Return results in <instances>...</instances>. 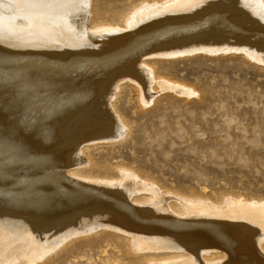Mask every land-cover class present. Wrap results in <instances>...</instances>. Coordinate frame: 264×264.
<instances>
[{"label": "bare ground", "instance_id": "6f19581e", "mask_svg": "<svg viewBox=\"0 0 264 264\" xmlns=\"http://www.w3.org/2000/svg\"><path fill=\"white\" fill-rule=\"evenodd\" d=\"M33 2L41 5L37 9L42 10V14L31 19L28 16L30 10L25 11L21 16L25 21L19 26L15 25L18 22L12 16H0V152L20 155L25 159L24 165H35L32 157L36 152L42 154L38 153L43 160L58 161L61 165L56 171L59 188L52 183L49 187L56 192L46 195L54 200L60 198L57 195L61 192L68 191L71 193V197H67L69 201L78 203L69 204L72 208L65 209L69 212L66 215L56 213L47 216L52 211L38 206L41 196L29 191L33 187H41V182L32 184L27 180L25 185L10 181L19 177L18 169L22 164L9 165L0 155L3 165L0 174L3 173L9 183L0 186V196L7 199L0 197V264H23L30 257L42 258L47 246L65 234L102 222L117 223L120 229L128 228L136 237L146 236L160 241V247L154 248L158 249L156 252L177 249L170 254L177 261L166 264H264V256L258 247L261 243L259 238L264 240V216L260 215L261 207L257 204L242 206L244 211L237 213L239 217L235 218L212 216L190 205L188 208L184 206L182 211L179 204L175 206L164 200L144 206L140 205V199L145 201L147 198L138 193L143 186L141 181L126 186L123 183L96 187L94 183L92 187V182L80 180L79 168L67 167L74 165L76 154L87 160L85 152L91 146L84 148L83 145L81 151L74 150L84 136L117 133L121 127L125 132V126L115 120L111 106L107 104L109 96L106 93L116 82L115 76L117 79L118 75H133L141 70L148 72L140 66L142 57L148 52L175 57L204 47L217 53L227 48L235 50V46H246L248 54L259 53L264 58L262 7H257L254 0H179L178 5L167 4L170 7L164 13L155 18L152 14L151 19L150 16L144 19L133 31L114 38L102 53V50L95 53L90 51L85 41L75 39L77 33L68 23H61L59 18L53 23L47 22L48 12L63 14L69 8L65 6L67 0H0V8L6 10L23 4L31 9L35 7ZM138 22L136 20L135 23ZM252 29L256 37L248 32ZM199 46L202 48H195ZM55 60H59L58 65L51 68ZM61 65L70 69L75 66L79 70L61 68ZM90 89L99 90L104 96L98 100H82ZM60 141H64L62 146H73L71 151L53 154V147L61 144ZM65 167L67 171L62 176ZM72 182L80 183L82 189L75 188L78 184L72 186ZM23 198L28 203L36 201V204L25 205ZM100 199L108 205L97 207L95 202ZM171 210L187 215L177 217ZM27 221L29 223L25 227L23 223ZM148 255L152 257L154 254L148 252Z\"/></svg>", "mask_w": 264, "mask_h": 264}, {"label": "rangeland", "instance_id": "374dc122", "mask_svg": "<svg viewBox=\"0 0 264 264\" xmlns=\"http://www.w3.org/2000/svg\"><path fill=\"white\" fill-rule=\"evenodd\" d=\"M254 1L257 7L260 5L262 8H259L264 10V0ZM180 2L67 0L65 6L69 8L63 9V14L48 12L46 19L48 23H53L56 18L61 23H68L77 33L75 39L85 41L90 51L97 53L102 50V53L120 34L133 31L144 19H149V16L151 19L152 14L155 18L168 10L169 5ZM20 5L6 10L0 8V16H12L18 22L15 25L19 26L25 21L24 16L21 18L25 11L30 10L28 16L31 19L42 14V10L37 9L41 6L38 3L31 9ZM141 9L149 10L141 12ZM136 20L139 22L135 23ZM145 25L148 26V23ZM253 30L248 32L256 37ZM235 47V50L227 48L215 53L199 46L195 48L202 49L195 50L197 52H185L175 57L148 52L142 57L140 66L151 75L142 70L134 73V76L117 74L119 77L115 79V76L113 89L107 90V104L111 106L115 120L125 126V132L121 131V127L117 133L84 136L74 150L81 151L83 145L84 148L91 146L85 152L87 160L76 154L73 160L75 166L70 164L67 167L79 168L80 180L92 182V187L94 183L96 187L103 184L126 186L141 181L144 187H139L141 191L137 192L139 196L147 198L145 201L144 198L140 199V205L144 206L164 200L175 206L179 204L182 211L184 206L188 208L190 205L212 216L235 218L239 215L237 213L244 211L242 206L257 204L261 207L260 215L264 216V58L259 53L249 51L248 54L244 48L246 46ZM58 61H53L51 68L57 67ZM60 67L70 69L63 65ZM71 69L79 70L75 66ZM84 94L82 100H98L103 95L93 89ZM60 142L53 147V154L62 155L71 151L73 146H62L64 141ZM36 153L32 157L35 165H24L25 159L20 155H6L5 152H0V155L9 165L22 164L19 169L24 172L18 169L19 177L10 181L41 182V187H33L29 191L41 196L38 206L52 211L47 216L56 213L66 215L69 212L65 209L72 208L69 204L78 203L69 201L67 197H71V193L61 192V195H57L60 198H56V203H53L56 199L52 200L46 195L54 194L51 191L55 190L49 186L54 184L55 187L56 183L59 188L56 171L61 165L54 159L52 162L43 160L38 154L40 152ZM1 167L3 165L0 163ZM67 167L62 176L66 174ZM6 179L1 173L0 186L9 184ZM72 186L78 189L82 185L73 183ZM71 187H68L69 190ZM0 197L6 199L3 195ZM23 200L26 205L28 202ZM28 204L31 206L36 201ZM95 204L106 207L108 202L100 199ZM171 212L177 217L187 215L175 210ZM27 223L23 225L27 227ZM149 239L146 236L136 237L128 228L120 229L117 223L102 222L65 234L50 247L47 246L48 250L42 258L30 257L23 264H166L177 261L170 255L172 250L177 249L156 252L158 249L154 248L160 247V241ZM259 241L261 246L258 247L264 256V240L259 238ZM148 252L154 255L149 257Z\"/></svg>", "mask_w": 264, "mask_h": 264}]
</instances>
